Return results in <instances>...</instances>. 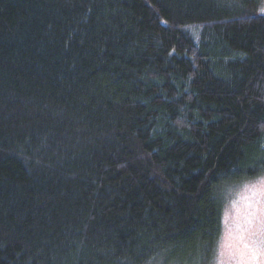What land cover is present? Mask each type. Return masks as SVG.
<instances>
[{
  "label": "trees",
  "instance_id": "trees-1",
  "mask_svg": "<svg viewBox=\"0 0 264 264\" xmlns=\"http://www.w3.org/2000/svg\"><path fill=\"white\" fill-rule=\"evenodd\" d=\"M258 5L0 0V264L215 263L264 174Z\"/></svg>",
  "mask_w": 264,
  "mask_h": 264
},
{
  "label": "rangeland",
  "instance_id": "rangeland-1",
  "mask_svg": "<svg viewBox=\"0 0 264 264\" xmlns=\"http://www.w3.org/2000/svg\"><path fill=\"white\" fill-rule=\"evenodd\" d=\"M256 14L264 15V0ZM222 228L214 264H264V174L230 189Z\"/></svg>",
  "mask_w": 264,
  "mask_h": 264
}]
</instances>
